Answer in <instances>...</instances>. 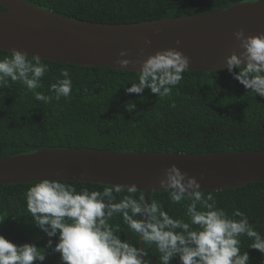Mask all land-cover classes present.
<instances>
[{
  "label": "trees",
  "instance_id": "trees-1",
  "mask_svg": "<svg viewBox=\"0 0 264 264\" xmlns=\"http://www.w3.org/2000/svg\"><path fill=\"white\" fill-rule=\"evenodd\" d=\"M24 1L73 19L133 23L207 13L252 0ZM0 10L6 8L0 4ZM9 54L0 50V59ZM42 62L49 70L36 91L53 96L50 86L57 78L63 79L59 70L66 68L72 79L71 96L45 103L36 100L21 82L9 80L8 88H0V157L43 148L152 153L264 150V97L247 91L227 70H188L180 83L172 87L170 95L155 96L148 89L140 95L125 92L136 82L133 71L47 59ZM127 101L136 104L134 112L124 110ZM63 181L90 191L111 186ZM34 182L0 184V235L16 244L35 243L42 248L48 237L33 224L24 196ZM202 191L212 194L217 206L229 215L236 209L244 212L256 230L264 234V181ZM136 195L144 192L138 189ZM121 196L116 197L117 201ZM153 199L174 218L184 216L183 205L171 202L164 190L152 191L149 202ZM110 223L120 225L121 239L139 247V237L123 224L119 215ZM240 239L241 252H248L249 264H262L260 252L248 248L251 240ZM143 247L151 264H160L155 246L144 242ZM43 264H61L59 254L49 250ZM172 264L178 261L173 260Z\"/></svg>",
  "mask_w": 264,
  "mask_h": 264
},
{
  "label": "clouds",
  "instance_id": "clouds-1",
  "mask_svg": "<svg viewBox=\"0 0 264 264\" xmlns=\"http://www.w3.org/2000/svg\"><path fill=\"white\" fill-rule=\"evenodd\" d=\"M233 37L239 51L224 57L219 70H227L247 91L264 97V33L249 35L240 28ZM144 43L150 45L151 41L145 39ZM143 51L139 49L138 55ZM9 53L0 59V88H8L11 80L25 85L38 101L70 98L72 79L68 69L59 70L63 79L57 78L50 86L54 95L46 96L36 91L49 70L41 57L33 55L29 59L16 49ZM127 56V50L118 53V57ZM115 63L124 71L129 64H139L133 71L136 82L125 89L126 93L140 95L148 89L155 96H168L189 70L190 59L177 49L167 48L144 59L118 58ZM123 107L129 113L136 110L132 101ZM157 182L171 202L186 209L183 217L169 215L155 199L149 202L144 195L137 196L134 183L90 191L63 179L35 181L24 193L26 207L35 227L48 239L41 248L35 243L16 244L0 235V264H43L49 250L59 254L61 264H151L143 246L121 239L120 225L110 223L116 215L141 244L155 246L160 264H172L173 260L178 264H249L248 252H241V237L251 240L248 248L258 250L264 258V234L244 212L236 209L229 215L218 207L214 196L206 195L195 177L171 164ZM117 196H121L118 201Z\"/></svg>",
  "mask_w": 264,
  "mask_h": 264
},
{
  "label": "water",
  "instance_id": "water-1",
  "mask_svg": "<svg viewBox=\"0 0 264 264\" xmlns=\"http://www.w3.org/2000/svg\"><path fill=\"white\" fill-rule=\"evenodd\" d=\"M0 50L79 65L119 69L115 61L144 59L174 48L189 57V70H219L224 57L237 49L233 33H264V0L236 2L217 11L133 23H96L59 15L24 0H0ZM151 41L145 45L144 41ZM179 41V44L176 42ZM143 49V55L138 50ZM127 50V57H118ZM139 64L125 70L136 71ZM175 164L195 177L202 189L264 181V150L216 153H152L83 148H43L0 157V184L40 179L89 181L109 185L136 184L146 201L162 190L158 179ZM59 173V174H58ZM143 246L139 240V247Z\"/></svg>",
  "mask_w": 264,
  "mask_h": 264
}]
</instances>
